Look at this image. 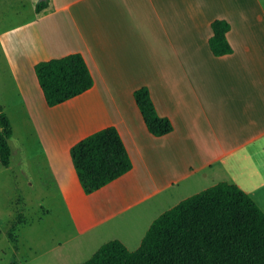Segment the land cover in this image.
Returning a JSON list of instances; mask_svg holds the SVG:
<instances>
[{
	"label": "crops",
	"instance_id": "0c3cea01",
	"mask_svg": "<svg viewBox=\"0 0 264 264\" xmlns=\"http://www.w3.org/2000/svg\"><path fill=\"white\" fill-rule=\"evenodd\" d=\"M220 18L231 24L224 55L209 43ZM0 44L77 250L92 255L114 238L138 248L160 214L209 183L238 184L264 211L263 0H49L0 32ZM72 52L83 54L94 85L50 106L35 65ZM142 86L171 132L148 129L134 96ZM109 125L133 166L86 193L71 147Z\"/></svg>",
	"mask_w": 264,
	"mask_h": 264
},
{
	"label": "trees",
	"instance_id": "16d2710c",
	"mask_svg": "<svg viewBox=\"0 0 264 264\" xmlns=\"http://www.w3.org/2000/svg\"><path fill=\"white\" fill-rule=\"evenodd\" d=\"M49 0H38L39 12ZM227 19L212 22L210 47L216 55L232 52ZM36 74L50 106L77 96L94 85L90 67L80 52L40 60ZM148 129L165 135L174 128L169 117L158 113L150 90L134 92ZM0 159L11 165L9 139L14 131L9 116L0 106ZM71 156L80 182L91 193L129 171L132 159L116 126L99 129L71 147ZM20 213L9 228L17 241V230L25 223ZM79 264H264V211L236 183L220 181L183 200L160 214L150 225L140 246L130 249L120 239L103 243Z\"/></svg>",
	"mask_w": 264,
	"mask_h": 264
},
{
	"label": "rangeland",
	"instance_id": "374dc122",
	"mask_svg": "<svg viewBox=\"0 0 264 264\" xmlns=\"http://www.w3.org/2000/svg\"><path fill=\"white\" fill-rule=\"evenodd\" d=\"M37 1L0 0V32L34 16ZM0 106L9 116L14 131L9 139L11 165L4 166L0 159V264L86 261L91 255L77 250L74 241L68 240L71 230L68 211L55 180L46 171L48 166L37 129L1 44ZM210 184L207 188L215 185ZM22 212L27 221L19 226L14 241L8 231Z\"/></svg>",
	"mask_w": 264,
	"mask_h": 264
}]
</instances>
